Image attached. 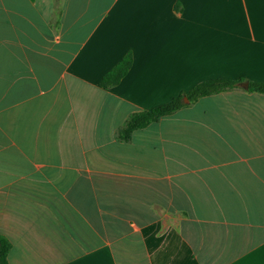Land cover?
<instances>
[{"label":"crops","instance_id":"1","mask_svg":"<svg viewBox=\"0 0 264 264\" xmlns=\"http://www.w3.org/2000/svg\"><path fill=\"white\" fill-rule=\"evenodd\" d=\"M217 78L243 82L117 139ZM249 82L264 84V0H0L8 264H264V94Z\"/></svg>","mask_w":264,"mask_h":264},{"label":"trees","instance_id":"2","mask_svg":"<svg viewBox=\"0 0 264 264\" xmlns=\"http://www.w3.org/2000/svg\"><path fill=\"white\" fill-rule=\"evenodd\" d=\"M132 61V54L130 52L126 53L119 62L102 77L100 87L109 89L118 85L131 68ZM240 82H243V80L217 78L201 81L190 91L180 94L167 103L156 106L148 111H141L130 115L118 130L117 139L122 142H127L130 140L134 131L143 129L157 122L161 117L170 115L186 107L183 103L184 97L188 99L189 104H192L200 98L235 89ZM248 91L264 94V84L249 82ZM10 248L9 241L4 236L0 235V264H8L7 256Z\"/></svg>","mask_w":264,"mask_h":264},{"label":"water","instance_id":"3","mask_svg":"<svg viewBox=\"0 0 264 264\" xmlns=\"http://www.w3.org/2000/svg\"><path fill=\"white\" fill-rule=\"evenodd\" d=\"M240 86H241L242 88L247 89V88H248V83H241ZM183 103L188 104V103H189L188 99L184 97V98H183Z\"/></svg>","mask_w":264,"mask_h":264}]
</instances>
